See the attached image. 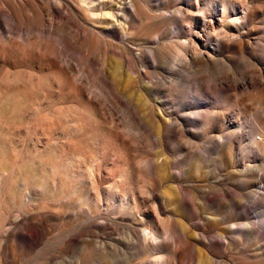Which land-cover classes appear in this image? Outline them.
<instances>
[{"label": "rangeland", "instance_id": "rangeland-1", "mask_svg": "<svg viewBox=\"0 0 264 264\" xmlns=\"http://www.w3.org/2000/svg\"><path fill=\"white\" fill-rule=\"evenodd\" d=\"M0 264H264V0H0Z\"/></svg>", "mask_w": 264, "mask_h": 264}, {"label": "bare ground", "instance_id": "bare-ground-1", "mask_svg": "<svg viewBox=\"0 0 264 264\" xmlns=\"http://www.w3.org/2000/svg\"><path fill=\"white\" fill-rule=\"evenodd\" d=\"M89 9V8H88Z\"/></svg>", "mask_w": 264, "mask_h": 264}]
</instances>
